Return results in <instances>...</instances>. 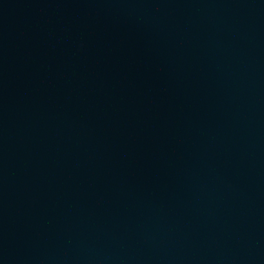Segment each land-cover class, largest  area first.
<instances>
[{
    "label": "water",
    "instance_id": "95a60500",
    "mask_svg": "<svg viewBox=\"0 0 264 264\" xmlns=\"http://www.w3.org/2000/svg\"><path fill=\"white\" fill-rule=\"evenodd\" d=\"M0 264H264V0H0Z\"/></svg>",
    "mask_w": 264,
    "mask_h": 264
}]
</instances>
